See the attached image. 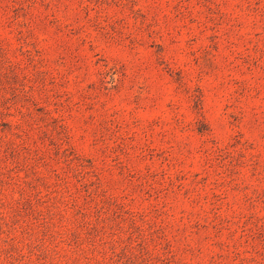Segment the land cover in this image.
I'll return each mask as SVG.
<instances>
[{
    "label": "rangeland",
    "instance_id": "obj_1",
    "mask_svg": "<svg viewBox=\"0 0 264 264\" xmlns=\"http://www.w3.org/2000/svg\"><path fill=\"white\" fill-rule=\"evenodd\" d=\"M0 264H264V0H0Z\"/></svg>",
    "mask_w": 264,
    "mask_h": 264
}]
</instances>
